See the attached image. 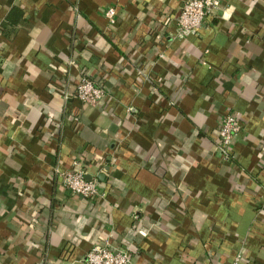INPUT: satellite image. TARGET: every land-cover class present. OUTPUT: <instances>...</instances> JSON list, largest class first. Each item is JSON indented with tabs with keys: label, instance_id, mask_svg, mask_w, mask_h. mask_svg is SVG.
Masks as SVG:
<instances>
[{
	"label": "crops",
	"instance_id": "crops-1",
	"mask_svg": "<svg viewBox=\"0 0 264 264\" xmlns=\"http://www.w3.org/2000/svg\"><path fill=\"white\" fill-rule=\"evenodd\" d=\"M184 2L0 0V264H84L106 241L134 264H264V0L191 32ZM84 77L100 104L73 97ZM75 162L105 198L63 185Z\"/></svg>",
	"mask_w": 264,
	"mask_h": 264
},
{
	"label": "built area",
	"instance_id": "built-area-1",
	"mask_svg": "<svg viewBox=\"0 0 264 264\" xmlns=\"http://www.w3.org/2000/svg\"><path fill=\"white\" fill-rule=\"evenodd\" d=\"M220 6L221 0H185L182 11L177 17L180 31L191 32L201 29L206 18L215 13ZM116 12L115 7H109L105 11V15L111 23L116 21ZM71 96L66 93L65 98L69 100ZM107 96L105 87L88 77L81 79L73 94V97L80 102L91 105L100 104ZM241 129L242 124L234 113H228L223 117L218 137L219 151L226 159H231V146ZM55 172L61 178L63 185L76 195L87 198H105L107 196V191L100 181L87 179L85 169L78 162L65 171H60L56 167ZM239 258L238 255L237 260ZM84 264L134 263L129 245L114 248L109 241H106L104 244H95L91 247L85 256Z\"/></svg>",
	"mask_w": 264,
	"mask_h": 264
},
{
	"label": "water",
	"instance_id": "water-1",
	"mask_svg": "<svg viewBox=\"0 0 264 264\" xmlns=\"http://www.w3.org/2000/svg\"><path fill=\"white\" fill-rule=\"evenodd\" d=\"M86 176H87V175H86ZM87 179H91V178L87 177Z\"/></svg>",
	"mask_w": 264,
	"mask_h": 264
}]
</instances>
